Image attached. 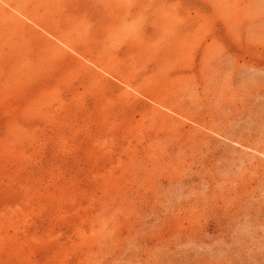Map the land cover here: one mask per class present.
Instances as JSON below:
<instances>
[{
  "label": "rangeland",
  "instance_id": "1",
  "mask_svg": "<svg viewBox=\"0 0 264 264\" xmlns=\"http://www.w3.org/2000/svg\"><path fill=\"white\" fill-rule=\"evenodd\" d=\"M22 1L0 264H264V0Z\"/></svg>",
  "mask_w": 264,
  "mask_h": 264
},
{
  "label": "bare ground",
  "instance_id": "2",
  "mask_svg": "<svg viewBox=\"0 0 264 264\" xmlns=\"http://www.w3.org/2000/svg\"><path fill=\"white\" fill-rule=\"evenodd\" d=\"M1 1V3L2 4H4L6 7H8V8H10L11 10H12V8L13 9H19V8H21V9H23L24 11H22V12H20L21 13V17H23V18H25L26 20H22L21 21V19H18L16 16H15V14H12V13H10V12H8V11H6L5 9H4V7L2 6V5H0V23H4L6 26H8V27H12V26H15L17 29L18 28H24V30L26 29V27H25V21H29L31 24H33L34 26H36L37 28H39L40 27V29L42 28V25H41V23H37L36 22V19L34 18V17H32V16H29V10H30V8L28 9V8H26L25 7V3H24V1H22L21 0V2H22V5H19L18 3V7L19 8H16V7H13L11 4H10V2H16V0H0ZM61 1V0H60ZM63 1V0H62ZM17 2H18V0H17ZM228 2V1H227ZM161 3V2H160ZM15 4V3H14ZM39 4V3H38ZM16 6V5H15ZM40 6V5H39ZM246 8V7H245ZM31 9H33V8H31ZM132 9V8H131ZM156 9H158V8H156ZM20 10V9H19ZM21 11V10H20ZM28 11V12H27ZM158 11V10H157ZM35 12V11H34ZM162 13V12H161ZM32 15H33V13H32ZM39 15V14H38ZM163 15V14H162ZM42 16V15H41ZM40 16V17H41ZM157 16V15H156ZM37 17V16H36ZM40 17H38L37 19H39ZM42 17H44V16H42ZM41 17V19H43ZM126 17V16H125ZM158 17V16H157ZM76 18V17H75ZM40 19V20H41ZM127 19V18H126ZM51 20V19H50ZM180 20V19H179ZM39 21V20H38ZM43 21H45V20H42V24L43 23H47V22H43ZM54 21V20H53ZM160 21V20H159ZM69 22V21H68ZM197 23V22H196ZM3 24V25H4ZM47 24H49V23H47ZM59 24V23H58ZM200 24V23H199ZM56 25V24H55ZM168 25V24H167ZM172 25V24H171ZM184 25H185V23H184ZM173 26H174V24H173ZM173 26H171L172 28H173ZM202 26V25H201ZM31 27V26H30ZM44 27H45V25H44ZM43 27V28H44ZM59 27V26H58ZM60 27H62L61 26V24H60ZM110 27V26H109ZM206 27V26H205ZM53 28V27H52ZM170 28V27H169ZM172 28H170V29H172ZM179 28V27H178ZM32 29V31H35V29H33V28H31ZM119 29V28H118ZM201 29H202V27H201ZM1 30V29H0ZM184 30V29H183ZM31 31V32H32ZM61 31H62V29H61ZM189 31V30H188ZM22 32V31H21ZM46 32H47V34L46 35H48L51 39H54V40H56V41H58V43H61V44H63L64 46H66L69 50H72V51H75V49L72 47V46H70L69 44L70 43H65V41H66V39H68V36H66V35H64L63 33V38H61V36L59 37H57L56 36V34L54 33V32H52V29L51 30H49V29H47L46 30ZM46 32H44V33H46ZM58 32V31H57ZM64 32V31H63ZM67 35H69V34H67ZM71 36V35H70ZM196 36V35H195ZM73 37V36H72ZM117 37V36H116ZM192 37V36H191ZM65 38V39H64ZM76 38V37H75ZM70 39V38H69ZM48 40H49V38H48ZM65 40V41H64ZM48 42V41H47ZM76 43V42H75ZM90 43V42H89ZM162 43H163V41H162ZM174 43H175V41H174ZM27 44V43H26ZM53 45H55L54 43H52ZM78 44V43H77ZM59 45V44H58ZM141 45H142V42H141ZM50 46V45H49ZM90 46V45H89ZM77 47V46H76ZM92 47H93V44H92ZM59 51H61V53L62 54H64V56H66V52H65V50L59 45ZM130 50V49H129ZM55 51V50H54ZM59 53V52H58ZM55 54H57V53H55ZM74 54V53H73ZM59 56H61V55H59ZM83 56V55H82ZM87 57V56H86ZM97 58V57H96ZM95 58V59H96ZM82 59V58H81ZM168 59V58H167ZM83 60V59H82ZM85 60V59H84ZM165 64V63H164ZM159 65V64H158ZM161 66V65H160ZM99 67V66H98ZM164 68H166V65L164 66ZM167 69V68H166ZM107 71V70H106ZM114 72H115V70H114ZM113 72V73H114ZM163 73V72H162ZM114 75H116L117 76V74H114ZM160 75V74H159ZM113 76V75H112ZM164 76V75H163ZM167 76V75H166ZM102 77V76H101ZM128 78V77H127ZM124 79V78H123ZM100 80V79H99ZM124 82H125V80H123ZM117 82V81H116ZM146 82V81H145ZM126 85L128 86V87H130V88H132L131 87V85L129 84V82H126ZM105 86V85H104ZM136 90V89H135ZM138 90V89H137ZM140 92V91H139ZM138 92V93H139ZM163 93V92H162ZM220 95V94H219ZM233 95V94H232ZM244 96V95H243ZM225 120V119H224ZM260 127V126H259ZM242 136V135H241ZM222 138V137H221ZM258 143V142H257ZM261 145V144H260Z\"/></svg>",
  "mask_w": 264,
  "mask_h": 264
}]
</instances>
